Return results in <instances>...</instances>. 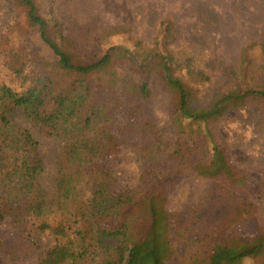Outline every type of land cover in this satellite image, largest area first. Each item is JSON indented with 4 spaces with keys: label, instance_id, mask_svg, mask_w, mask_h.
Instances as JSON below:
<instances>
[{
    "label": "trees",
    "instance_id": "16d2710c",
    "mask_svg": "<svg viewBox=\"0 0 264 264\" xmlns=\"http://www.w3.org/2000/svg\"><path fill=\"white\" fill-rule=\"evenodd\" d=\"M4 1L26 9L54 58L9 47L4 66L11 79L0 82V104L61 145L45 188L39 143L0 105V226L49 234L53 244L39 264H264V233L247 238L240 226L256 212L243 198L249 177L231 164L214 129L234 110L264 112V62L244 58L225 85L214 86L210 69L175 41L171 21L152 45L107 44L99 53V45L76 42L69 29L52 28L33 0ZM145 76L172 96L171 135L146 108ZM128 157L134 175L121 168ZM187 171L213 183L220 200L234 204V216L218 225L191 201L173 210L165 183ZM182 245L192 254L181 263Z\"/></svg>",
    "mask_w": 264,
    "mask_h": 264
},
{
    "label": "rangeland",
    "instance_id": "374dc122",
    "mask_svg": "<svg viewBox=\"0 0 264 264\" xmlns=\"http://www.w3.org/2000/svg\"><path fill=\"white\" fill-rule=\"evenodd\" d=\"M33 1L52 28L59 25L69 29L76 42L92 47L99 45V53L107 44L127 49H133L135 42L152 45L160 38L164 21H171L175 41L191 49L198 61L210 69L214 86L225 85L229 70L244 58L264 62V0ZM53 33L54 29L50 28L51 39L57 41ZM23 46L30 47L31 58H54L40 34L30 28L26 9L0 0V82L9 83L11 79V73L4 66V53L9 47ZM140 80L147 81L151 90L146 108L158 127L171 135V94L150 76ZM211 92L209 89L202 97L204 103L209 102ZM0 105L16 125L29 129L39 143L47 170L45 188L49 187V179L55 175L60 140L43 136L18 111L12 112L10 104ZM214 129L217 142L226 147L231 164L249 177V189L243 198L256 206V212L253 218L240 220L241 229L247 238L264 233V112L255 106L234 110L221 118ZM130 160L126 158L121 168L128 175H134ZM165 184L170 206L177 212L191 201L194 205L203 204V214L218 225L227 216H234V204L221 201L215 185L192 172L187 171ZM52 244L49 234H18L7 222L0 226V264H39ZM180 247L178 255L182 263L192 252L183 245ZM261 263V259H245L236 264Z\"/></svg>",
    "mask_w": 264,
    "mask_h": 264
}]
</instances>
